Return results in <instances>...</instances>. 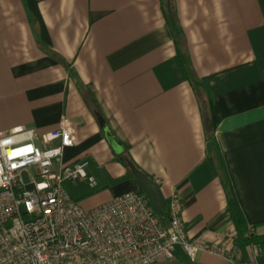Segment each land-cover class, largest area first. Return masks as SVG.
<instances>
[{
    "label": "crops",
    "instance_id": "1",
    "mask_svg": "<svg viewBox=\"0 0 264 264\" xmlns=\"http://www.w3.org/2000/svg\"><path fill=\"white\" fill-rule=\"evenodd\" d=\"M63 121L75 142L55 169L88 162L95 188L77 181L89 190L75 198L63 185L85 210L143 194L129 161L166 206L180 197L189 240L225 253L193 260L178 245L163 264H264L229 211L231 198L264 248V0H0V132Z\"/></svg>",
    "mask_w": 264,
    "mask_h": 264
},
{
    "label": "built area",
    "instance_id": "2",
    "mask_svg": "<svg viewBox=\"0 0 264 264\" xmlns=\"http://www.w3.org/2000/svg\"><path fill=\"white\" fill-rule=\"evenodd\" d=\"M74 142L66 121L42 135L21 128L0 132V264H158L172 259L178 245L193 260L200 252L224 256L188 239L177 194L166 206V222L141 192L85 210L63 185L86 181L95 188L88 162L55 169ZM251 230L245 233L249 241ZM250 244L264 256L262 246Z\"/></svg>",
    "mask_w": 264,
    "mask_h": 264
},
{
    "label": "water",
    "instance_id": "3",
    "mask_svg": "<svg viewBox=\"0 0 264 264\" xmlns=\"http://www.w3.org/2000/svg\"><path fill=\"white\" fill-rule=\"evenodd\" d=\"M100 129L104 133L106 140L112 147L113 151L117 155H122L124 153V147L119 142V140L112 134L111 130L107 126L104 118L100 114H96ZM127 166L133 175L134 179L140 186L142 192L145 194L151 203L155 211H162L166 207V202L162 197L156 182H154L145 173L137 169L131 162L127 161Z\"/></svg>",
    "mask_w": 264,
    "mask_h": 264
},
{
    "label": "trees",
    "instance_id": "4",
    "mask_svg": "<svg viewBox=\"0 0 264 264\" xmlns=\"http://www.w3.org/2000/svg\"><path fill=\"white\" fill-rule=\"evenodd\" d=\"M164 14V17L166 18V21L168 22V24H170V26L172 28L175 29L176 31V46H177V50H178V53H179V56L180 58H182V62L184 64L185 67L188 66V63H187V57H185V55H183L181 53V49H180V46H179V43L181 42V37H180V32L177 28V19H176V16H175V10H174V7L173 6H169V4L167 3L166 5H162V10H161ZM123 164L125 166H127L126 164V161H123ZM128 174L129 176H132L130 171L128 170ZM229 211H230V214H231V218L234 222V225H235V228H236V231H238L239 233V236L242 238L244 244H250V242H259L258 239L252 234L251 236V240L249 241L248 239H245L244 238V234L247 232L246 228H244V223L242 221V219L240 218L238 212H237V209L236 207L234 206V202L233 200H231V198L229 199ZM157 215L162 219V221L166 222L167 221V218H168V208L165 207L162 211H159L157 212ZM260 242L264 243V239L263 240H260Z\"/></svg>",
    "mask_w": 264,
    "mask_h": 264
},
{
    "label": "rangeland",
    "instance_id": "5",
    "mask_svg": "<svg viewBox=\"0 0 264 264\" xmlns=\"http://www.w3.org/2000/svg\"><path fill=\"white\" fill-rule=\"evenodd\" d=\"M24 180L25 181L29 180L27 175H24ZM66 186L68 188L69 193L75 198L82 196L84 193H86V191L89 190L88 186L85 183L70 182V183H67ZM159 264H163V262H161Z\"/></svg>",
    "mask_w": 264,
    "mask_h": 264
}]
</instances>
